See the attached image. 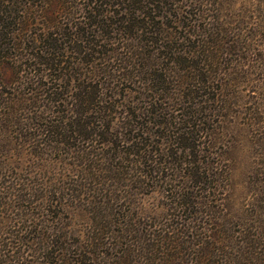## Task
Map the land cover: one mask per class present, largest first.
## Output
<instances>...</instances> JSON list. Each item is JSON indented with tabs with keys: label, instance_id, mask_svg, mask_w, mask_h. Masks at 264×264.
Returning <instances> with one entry per match:
<instances>
[{
	"label": "trees",
	"instance_id": "16d2710c",
	"mask_svg": "<svg viewBox=\"0 0 264 264\" xmlns=\"http://www.w3.org/2000/svg\"><path fill=\"white\" fill-rule=\"evenodd\" d=\"M105 3L88 2L96 12L91 23L94 32L79 46L90 56L86 58L93 69L77 87V115L70 120L51 119L21 142L31 147L32 155L49 162L45 170L37 168L31 177L21 179L7 173L6 160L0 156V198L26 200L19 214L38 223L39 234L28 240L37 239L39 250L32 253L26 248L28 243L22 256L33 264H264V169L259 171L252 201L237 210L232 167L221 150L224 122H234L241 114L242 106L234 100L240 93L237 77L246 75V65L257 49L254 34L241 33L231 25L226 0H119L112 4H123L127 14L118 27L109 25L105 16L121 11L101 10L99 5ZM97 27L107 36L100 35ZM115 28L130 31L133 40L119 45L128 48L120 67L111 64L113 56L94 55L100 46L114 43ZM40 39L34 41L38 48L32 57H43L38 62L47 63V68H67L65 47L56 37ZM98 62L100 67H95ZM99 69H103L101 86L96 80L101 77ZM119 71L125 80L137 82L145 101L125 109L120 122L107 114L120 87V82L113 81ZM31 72L30 81L23 73L27 80L21 83L37 90L42 86L39 70ZM22 98L11 99L0 122L12 116ZM160 100L166 104L159 106ZM143 116L146 121L155 118L159 126L172 127L171 141L176 146L172 154H186L176 169L157 157L161 148L156 152L133 148L149 133L138 124ZM76 132L93 135L98 143L74 153ZM10 142L2 140L0 147L9 151ZM59 152L80 158L79 164L89 168L77 173L95 171L106 180L89 187L81 183L73 189V196L89 212L85 234H69L57 220L65 212L60 198L63 184L53 173ZM71 159L73 167L76 162ZM48 171L52 174L46 175ZM151 181L164 186L165 202L155 214L143 217L131 208L130 190ZM26 250L30 257L24 256Z\"/></svg>",
	"mask_w": 264,
	"mask_h": 264
},
{
	"label": "rangeland",
	"instance_id": "374dc122",
	"mask_svg": "<svg viewBox=\"0 0 264 264\" xmlns=\"http://www.w3.org/2000/svg\"><path fill=\"white\" fill-rule=\"evenodd\" d=\"M89 1L92 0H0V34H3L2 40L0 39L3 45L0 48V119L1 112L9 108H6V105L10 104L12 98L16 99L17 96L22 95L25 97L17 100L12 116H4L5 118L0 122V127H2L0 143L2 140L5 143L7 138L11 140L9 151L0 147V156L6 160L5 168L9 174L13 173L25 179L31 177L30 172L33 173L37 168L43 167L45 170L47 167L45 165L49 162L28 152L31 147L22 144V140L27 139L31 131L41 129L43 124L51 119L70 120L73 115H77V105L80 102L76 96L77 87L83 81V77L87 76L86 78L89 79L93 69L92 64L86 58L90 56L86 55L83 47L79 46L80 43H85L92 31L94 32L91 23L94 22L93 15L96 12L91 11V5L88 6ZM104 1H106L105 4H98L101 10H120L123 13L105 16L109 25L120 26V19L127 14L123 12L125 11L123 4L114 6L112 3L119 0ZM226 4V10L229 13L226 17L232 21L231 25L241 33L254 34L253 41L257 46L246 65V75L237 77L240 93L234 97V100L242 106L239 119L234 122L227 119L224 122L222 133L225 147L221 150L229 158L228 163L232 167L233 200L235 208L241 210L246 203L252 201L253 190L261 177L259 171L264 169V137H262L264 135V0H226ZM97 29L101 31L100 35L107 36L101 28L97 27ZM51 34L56 37L59 44L65 47L63 55L67 60V68H47V63L38 62L39 58L43 57L36 59L32 57L38 48L33 46L34 41ZM113 34L116 37L114 43L108 42L105 46H100L101 51H96L94 55L96 58L99 55L113 56L116 59L111 64L120 67L121 64L123 65L120 61L121 56L128 48L119 47V45L132 42V34L128 30L120 32L117 28L113 30ZM49 56L51 55L47 57ZM56 56L61 58L62 54ZM44 60L47 61L46 58ZM21 65H24L22 68L24 70H21ZM98 65L100 62L95 67H100ZM33 69L39 70L38 81L42 85L37 90H32L34 86L28 87L27 84L21 83V80L26 77L23 73L28 75V80H25L30 81L29 77ZM99 70L101 77L96 80L100 81L101 86V82L104 81L102 79L103 69ZM113 81L120 82V87L117 88L118 92L112 98L111 109L107 114L109 113L108 117L114 121L118 119L120 122L125 109L133 105H144L145 101L143 93L138 91V86H135L137 82L125 80L121 71ZM28 96L31 98H26ZM161 103L166 104L165 101L160 100L159 106ZM256 106H259L257 110ZM251 114L254 117L247 118V115ZM154 121H156L155 118L146 121L144 116L139 119L138 124L146 127L149 133L139 138L133 148L148 147L150 151L155 152L161 148L156 154L157 157L167 162L172 169H176L181 163V158H185L186 154L181 151L177 155L172 154L176 149L171 141L174 134L172 127L159 126L156 124L157 121L156 123ZM97 143L95 136H86L76 132L73 142L74 153L83 147L93 148L92 145ZM56 154L53 173L63 184L60 198L63 211L65 210L63 218L57 220L63 228L65 226L69 234L70 232L85 234L90 218L89 212L83 202L73 196L75 192L73 189L81 183L89 187L95 185L98 180L101 182L106 180L95 174V171L89 174L77 173L80 169L89 170L79 164L81 163L80 158L73 156L74 158L71 159L66 157L64 152ZM70 159L76 162L73 167L69 164ZM51 174L50 171L46 172V175ZM77 174L80 179H84L83 182L78 180ZM150 183L130 190L131 208L137 210L143 217L155 214L165 202L162 194L164 186H161L160 182ZM0 193L3 195L2 191ZM19 203L22 205L19 206ZM24 203L27 201L19 198L9 201L6 198H0V264H33L31 260L22 256L24 249L30 247L28 249H32V253L39 250L37 239L28 240L29 237L39 234V228H36L37 220L22 218L19 214L20 209L25 208ZM28 243L30 246L26 245ZM29 250H26L24 256H31L27 253Z\"/></svg>",
	"mask_w": 264,
	"mask_h": 264
}]
</instances>
